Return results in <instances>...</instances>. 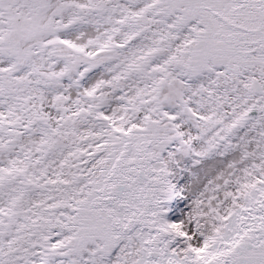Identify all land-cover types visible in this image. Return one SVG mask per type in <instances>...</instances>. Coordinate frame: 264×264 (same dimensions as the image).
Here are the masks:
<instances>
[{"label":"snow or ice","instance_id":"6c2138e0","mask_svg":"<svg viewBox=\"0 0 264 264\" xmlns=\"http://www.w3.org/2000/svg\"><path fill=\"white\" fill-rule=\"evenodd\" d=\"M0 264H264V0H0Z\"/></svg>","mask_w":264,"mask_h":264}]
</instances>
